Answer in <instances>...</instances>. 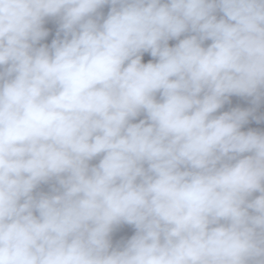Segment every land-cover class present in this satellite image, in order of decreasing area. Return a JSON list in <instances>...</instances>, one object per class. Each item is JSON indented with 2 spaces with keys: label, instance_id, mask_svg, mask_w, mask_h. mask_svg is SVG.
Instances as JSON below:
<instances>
[{
  "label": "clouds",
  "instance_id": "9594fccd",
  "mask_svg": "<svg viewBox=\"0 0 264 264\" xmlns=\"http://www.w3.org/2000/svg\"><path fill=\"white\" fill-rule=\"evenodd\" d=\"M0 69V264H264V0H0Z\"/></svg>",
  "mask_w": 264,
  "mask_h": 264
},
{
  "label": "water",
  "instance_id": "95a60500",
  "mask_svg": "<svg viewBox=\"0 0 264 264\" xmlns=\"http://www.w3.org/2000/svg\"><path fill=\"white\" fill-rule=\"evenodd\" d=\"M112 5L107 4L99 8L98 15L100 16V22L104 18L107 17L108 12L110 11ZM118 7V6H117ZM222 15V13H217L218 18ZM95 18V17H94ZM42 27L44 30L48 32V35L38 41L35 47H51L52 41L54 39H63L64 33L60 31V20L59 17H46L44 19ZM187 35V34H185ZM184 35L180 37L183 39ZM178 43L177 39H170L168 44L170 47L175 46ZM211 41H205L204 46L206 47L210 44ZM158 58H154L148 53H142V63H147L152 61L153 63L157 62ZM2 70V69H0ZM156 99L160 100V93L156 94ZM239 108L241 110H252V114L249 116L247 122L242 125L241 131H256L257 133L264 134V96L261 97L259 101H255V97L250 96H241L237 94H231L228 97V100L222 106L220 110L215 115L222 114L223 112L231 111L233 109ZM146 119V113L141 112L135 119H133L132 123H138L140 120ZM244 155H250L246 153ZM103 154L93 158L89 161V166H97L99 161L102 159ZM146 167V165H145ZM60 186L57 183L55 178L50 179L48 182H41L37 187L33 190L32 195L34 197H39L40 195H55L57 194L54 189H59ZM260 193L254 192L249 199H254L259 196ZM34 215L38 216V212L34 211ZM223 223V221H222ZM137 232V229L134 225L127 224L125 222H121L118 226H114L112 233H110V242L113 248H122L128 240L132 238Z\"/></svg>",
  "mask_w": 264,
  "mask_h": 264
}]
</instances>
